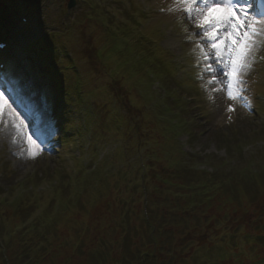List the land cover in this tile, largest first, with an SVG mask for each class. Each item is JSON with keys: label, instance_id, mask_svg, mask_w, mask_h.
<instances>
[{"label": "rangeland", "instance_id": "1", "mask_svg": "<svg viewBox=\"0 0 264 264\" xmlns=\"http://www.w3.org/2000/svg\"><path fill=\"white\" fill-rule=\"evenodd\" d=\"M71 1L44 2L6 65L32 109L0 92V264H114L145 240L146 202L182 264H263L264 21L227 0ZM16 5L34 0L0 14Z\"/></svg>", "mask_w": 264, "mask_h": 264}, {"label": "trees", "instance_id": "2", "mask_svg": "<svg viewBox=\"0 0 264 264\" xmlns=\"http://www.w3.org/2000/svg\"><path fill=\"white\" fill-rule=\"evenodd\" d=\"M221 141V145L224 147V149L228 152H232L233 145H240V142L235 138H229V137H219ZM248 176L251 177L254 174H256L253 171L247 172ZM167 179H164L163 181H166ZM168 181V180H167ZM176 186V185H175ZM192 200V199H191ZM195 201L193 198L192 203ZM148 206V202H146L145 209ZM161 216L156 213H149L145 212V218L143 219V224L141 225V230L145 233V240L143 241L142 245H138L137 252L132 249V238L130 236L123 237L120 243L121 246V261L120 259L114 258V264H182L184 262L183 259H181L182 255L178 254V250H173L171 246H166L163 244L162 241L158 239H154L150 237L151 235H155L154 232L157 231L159 234H161L166 229V225L164 222H160ZM167 221V219H165ZM127 230H129V233L132 232L139 234V229H131L129 226H125ZM129 228V229H128ZM171 234L167 236V238H170ZM117 240H115L116 242ZM155 242L159 243V248H156V245H154ZM167 248H164V247ZM264 264V263H263Z\"/></svg>", "mask_w": 264, "mask_h": 264}, {"label": "bare ground", "instance_id": "3", "mask_svg": "<svg viewBox=\"0 0 264 264\" xmlns=\"http://www.w3.org/2000/svg\"><path fill=\"white\" fill-rule=\"evenodd\" d=\"M193 1H197V0H188V2L187 3H191V2H193ZM208 2H210V5L211 6H215L216 4H218V2H221L220 0H208ZM175 6L176 7H178V8H181L182 7V5H180V4H175ZM200 12L202 13V14H210L211 13V11H205V10H200ZM224 25H226L227 24V22H226V20H224L223 22H222ZM23 29H25V27L23 28ZM226 29V31H228V28L226 27L225 28ZM170 42H172V41H170ZM172 44H173V42H172ZM27 120V122H29L31 119H26Z\"/></svg>", "mask_w": 264, "mask_h": 264}]
</instances>
